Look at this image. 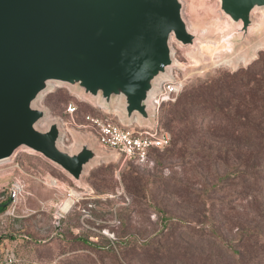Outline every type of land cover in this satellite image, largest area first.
I'll return each mask as SVG.
<instances>
[{
    "label": "rangeland",
    "instance_id": "rangeland-1",
    "mask_svg": "<svg viewBox=\"0 0 264 264\" xmlns=\"http://www.w3.org/2000/svg\"><path fill=\"white\" fill-rule=\"evenodd\" d=\"M182 1L184 18L199 37L191 45L171 40L173 69L186 78L177 101L165 105L161 114L172 145L154 149L144 162L119 155L97 161L86 169L81 184L44 156L18 149L0 162V205H5L0 211V264H264L260 240L252 239L246 257L239 258L194 221L212 209L221 224L217 230L226 238L248 226L264 231V159H251L248 140L234 134L239 126L264 129L263 100L238 106L237 89L228 94L233 101L227 98L225 105L235 107L223 108L226 116L195 108L190 113V120L195 114L196 121L193 149L182 158L172 154L179 126L173 112L187 90L225 74L244 79L249 71L258 73L253 85L264 89V39L252 54L233 52L232 21L221 11L220 1ZM254 19L264 31V8ZM37 105L48 113L40 127L59 120L60 144L69 150L80 138L97 141L89 117L121 119L118 107L108 108L64 84L53 83ZM255 144L264 151L263 138L257 137L252 147ZM226 173L234 176L226 179L224 188L206 195V185ZM72 194L74 204L62 211ZM163 215L193 224L187 228L172 221L163 232Z\"/></svg>",
    "mask_w": 264,
    "mask_h": 264
},
{
    "label": "water",
    "instance_id": "water-1",
    "mask_svg": "<svg viewBox=\"0 0 264 264\" xmlns=\"http://www.w3.org/2000/svg\"><path fill=\"white\" fill-rule=\"evenodd\" d=\"M219 1L233 52L252 54L264 39L254 19L264 0ZM183 9L182 0H0V162L27 148L81 184L89 166L115 157L92 138L63 148L61 122L41 128L48 113L37 101L64 84L118 107L124 124H152L151 99L175 66L171 40L199 37Z\"/></svg>",
    "mask_w": 264,
    "mask_h": 264
},
{
    "label": "trees",
    "instance_id": "trees-1",
    "mask_svg": "<svg viewBox=\"0 0 264 264\" xmlns=\"http://www.w3.org/2000/svg\"><path fill=\"white\" fill-rule=\"evenodd\" d=\"M249 74V75H248ZM248 74L245 75L244 79L238 78L236 74H225V76H221L218 81L212 80V81H204L200 83L197 86L192 87L191 89L187 90L183 97L179 100L177 105L175 106L174 112H173V120L179 124V126L176 127V135H175V149L173 150V155L178 157H186L185 155L190 149H193L191 147V139L193 137L196 121L194 120L195 114L192 120H190V113L195 109H211L213 111L223 112L226 115L227 112L224 109L232 110L235 105L233 104L231 107L228 105H225L226 99L233 101V97H228L229 93H233L234 90H241V101L239 102V105H245L250 106L254 104V102L259 98L260 100H263L264 102V89L261 87H257L253 85V82H256V76L257 72H248ZM181 95V94H180ZM179 95V96H180ZM179 98V97H178ZM177 98V99H178ZM177 101V100H176ZM172 103V102H171ZM264 105V103H263ZM224 108V109H223ZM241 114L240 112L234 113L235 117H239ZM233 116V115H232ZM243 117H248V115H242ZM226 130L222 131L221 133H225ZM171 133V132H170ZM236 138L238 140H248L245 142V145L250 147V155L249 157L254 160H258L259 162L264 159V151H261V149H256L257 145H253L252 147V141L256 140V138H263L264 139V129L260 127H250V126H239L237 131L234 132ZM172 135V133H171ZM173 142V136L171 143L168 147L169 148L172 145ZM261 142V141H260ZM242 143V142H240ZM165 148V149H166ZM244 148L241 149L243 151ZM153 151V150H152ZM151 151V152H152ZM194 153V150H193ZM242 158L244 157L243 154ZM192 160V159H191ZM190 163V160L187 161ZM242 166V165H240ZM241 167L238 168V172ZM236 173V172H235ZM236 173V174H237ZM231 173H226L222 176H219V179L217 181H212L210 184L206 185L205 194L208 195L211 192H214V190H221L225 186L226 179L228 180L234 175H230ZM257 176V175H256ZM255 176V177H256ZM5 205H0V211L4 208ZM161 212H165L162 211ZM166 213V212H165ZM162 222L164 223L163 226V232L167 231L170 228V225L172 221H176L178 224L181 223L184 227L189 228L193 223L183 217H175V216H169V215H163ZM197 225L203 226L206 231H209L211 233L210 236L214 238L216 241L222 240L223 245L227 247L229 250V254L236 255L239 258H245L246 257V247L247 245L253 241L252 239L260 240L261 246L264 247V231H261L257 228L259 227H243L240 228V231L236 232L234 238H226L219 230H217V227H220V221L215 216L212 209L205 210V214L200 220H194ZM165 229V230H164ZM232 242L234 245H230ZM92 245L96 246V243H91Z\"/></svg>",
    "mask_w": 264,
    "mask_h": 264
},
{
    "label": "built area",
    "instance_id": "built-area-1",
    "mask_svg": "<svg viewBox=\"0 0 264 264\" xmlns=\"http://www.w3.org/2000/svg\"><path fill=\"white\" fill-rule=\"evenodd\" d=\"M185 86L186 78L172 69L171 77L160 83L158 92L151 99L154 113L152 124H141L137 120L124 124L121 119L89 117L98 143L125 160L138 162L146 161L154 149H165L170 145L172 135L162 121L163 107L175 102ZM74 110L69 109L70 112Z\"/></svg>",
    "mask_w": 264,
    "mask_h": 264
},
{
    "label": "bare ground",
    "instance_id": "bare-ground-1",
    "mask_svg": "<svg viewBox=\"0 0 264 264\" xmlns=\"http://www.w3.org/2000/svg\"><path fill=\"white\" fill-rule=\"evenodd\" d=\"M74 202H75V196L74 194H72L62 204V207H61L62 211H68L71 208V206L74 204Z\"/></svg>",
    "mask_w": 264,
    "mask_h": 264
}]
</instances>
